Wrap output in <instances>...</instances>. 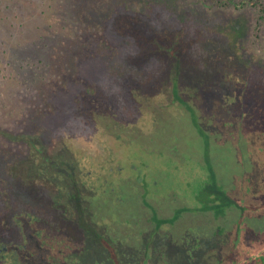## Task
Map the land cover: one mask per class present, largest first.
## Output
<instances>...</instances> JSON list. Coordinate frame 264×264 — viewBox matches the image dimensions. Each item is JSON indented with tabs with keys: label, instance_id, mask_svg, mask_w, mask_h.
<instances>
[{
	"label": "rangeland",
	"instance_id": "374dc122",
	"mask_svg": "<svg viewBox=\"0 0 264 264\" xmlns=\"http://www.w3.org/2000/svg\"><path fill=\"white\" fill-rule=\"evenodd\" d=\"M13 1L0 0V264H264V97L229 110L201 96L196 73L176 94L147 93L145 79L172 86L176 71L166 77L153 57L141 73L124 69L138 89L100 97L86 128V115L65 110L76 97L87 103L63 65L74 57L85 75L113 52L91 25L120 0ZM204 1L156 3L162 16L197 19L211 40L232 31L234 52L264 68V21L256 30L251 7L210 11ZM85 32L82 50L72 48ZM40 92L63 106L43 145L25 124ZM135 105L148 115L130 123Z\"/></svg>",
	"mask_w": 264,
	"mask_h": 264
},
{
	"label": "trees",
	"instance_id": "16d2710c",
	"mask_svg": "<svg viewBox=\"0 0 264 264\" xmlns=\"http://www.w3.org/2000/svg\"><path fill=\"white\" fill-rule=\"evenodd\" d=\"M142 1L144 2L139 4L136 2V5H132L133 7L128 9L131 0H120L117 9L113 8L101 22V17L99 16V21L91 25L101 32L102 36H99L102 41L105 42V39L108 42V48H111L110 50L113 51L108 54V57L106 56L105 59H102V64H97L96 71H94L95 68L88 67L84 75L81 69L75 65L74 57L68 58L66 62L63 61L64 69L69 71L68 74L63 72V75H66V77L67 75L68 77L72 74L76 75L75 79L81 81V83H78V86L81 85L86 89L85 101L87 104H85L87 106L85 108L80 107L79 101L82 100L80 97H76L77 103L74 101V103L72 101H69L70 104L66 103L69 106L65 110L70 113V118L73 119L74 115H77L76 113H81V116L86 115V122H79L84 124L86 128H93L90 127L94 125H92L93 122L90 120L89 112L95 111L94 109L98 107L99 98L105 94L110 95L115 92V95L120 98L122 97L121 90L125 88L124 86L132 88L133 91L138 89L136 85L141 83V79H137L135 85H131L126 81L124 83L122 80L124 69L141 73V71L146 69L147 62L153 57L158 62H161L158 68L161 67L160 70L166 74V77L169 69H172L170 68L172 64H174L173 69L176 71L172 78V86H170L167 78L160 79L158 84L145 79L144 84L147 83L145 87L149 91L147 93H151L158 88L157 91L166 97L168 90L172 88L173 94H176L184 86L186 82H183L184 79H192V74L196 73L194 74L196 77L192 80L196 79L195 81H200L203 78L205 79V87L200 89L201 96L203 95L205 100H209V94L211 93V95L214 94L215 99L218 97L220 100H227L230 102L229 110L238 107L248 110L249 107H253L259 101L258 98L260 96L264 97V68L259 65L263 61L252 57L254 58L252 62L248 64L247 62L244 63L241 59L242 52L239 53L242 48L240 47V50L237 49L234 52L239 44H236L233 48L232 43L239 38H235L232 31L226 40L220 39L217 42L211 40L212 38L204 33L205 27L199 24L197 19L178 15L173 10L166 16H162L161 7L156 3H159V0ZM13 3L18 5L19 1L14 0ZM71 5L74 4L71 3ZM71 5L69 19L72 17L73 20L78 22L79 18H81V12L77 7L72 10ZM204 6L210 11H216L217 8L221 10L222 8L226 9L229 6L235 10L251 7L255 13L256 30H258V25L264 21V0H205ZM181 20H184V22H181ZM79 29L80 31L86 30L81 26H79ZM85 34L86 32L79 36V41L76 39L77 42L72 48L80 47L82 50L83 46H85L82 37L84 39L87 38ZM164 34H171L174 37L173 40L169 42L168 36H163ZM156 38H158L159 43L166 44L164 46L166 52L159 50L158 42L155 41L154 43ZM154 45H157V48ZM70 48L71 46L68 50ZM178 59L183 60L182 65H180ZM227 67H229V75L225 74L224 76V71ZM239 67L240 70H238ZM231 72L234 73V76L239 75L234 79ZM144 84L142 87H144ZM164 91L166 92L164 93ZM38 98V106L32 105L30 107L33 108H27L30 113L33 111V115L31 116L32 118L26 119L25 124L27 125L26 129L29 131L30 139L37 140L43 145L47 141L45 137L48 131L47 122L56 120L58 118V111L63 106L60 109L52 100L50 94L46 96V94L40 92ZM136 107L138 105L133 107L135 118H132L130 123H138L139 120H143L148 115L141 108ZM84 110L86 113H84ZM113 114L115 113L113 112ZM118 114L120 113L118 112ZM81 116L75 117V121H78L77 119ZM80 146H83L85 149L84 144ZM83 148L79 149L82 150ZM218 196L221 197V195ZM224 197L228 199L226 196Z\"/></svg>",
	"mask_w": 264,
	"mask_h": 264
},
{
	"label": "flooded vegetation",
	"instance_id": "af4514ba",
	"mask_svg": "<svg viewBox=\"0 0 264 264\" xmlns=\"http://www.w3.org/2000/svg\"><path fill=\"white\" fill-rule=\"evenodd\" d=\"M10 260V259H9Z\"/></svg>",
	"mask_w": 264,
	"mask_h": 264
}]
</instances>
